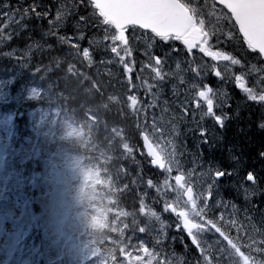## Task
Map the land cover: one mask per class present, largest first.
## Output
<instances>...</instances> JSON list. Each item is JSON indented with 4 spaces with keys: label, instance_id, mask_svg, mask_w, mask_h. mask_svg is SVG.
<instances>
[{
    "label": "snow or ice",
    "instance_id": "1",
    "mask_svg": "<svg viewBox=\"0 0 264 264\" xmlns=\"http://www.w3.org/2000/svg\"><path fill=\"white\" fill-rule=\"evenodd\" d=\"M81 3L90 11L87 15H80L79 20L76 21L77 34L74 37L58 35L59 29L69 14V9H66L64 5L57 9L54 20H48V34L56 36L59 43L68 45L70 48L68 55L74 59L79 57L82 51L84 60L91 66L93 60L89 48L81 50L80 41L85 39V29L90 32L92 29L102 32V37H99L97 32H93L88 39L89 46L95 45L97 48H102L103 53H110V56L107 59H101L100 63L122 65L123 71L127 75L129 91L133 88L138 90L142 88L145 95L151 97L142 105V111L147 113L148 109L160 108L159 116L155 112L152 113V134L145 131L142 133V138L147 156L151 158V165L158 168L164 174V178L161 183H154L149 179L147 185L149 188H154L157 194L164 199V211L175 215L178 221L177 231L182 227L183 232L190 238L191 244L200 251L202 261H198V264H213L212 249L205 248L201 240V234L211 229H214L223 238V241L227 242L228 248L220 246L217 251L228 253L229 257L233 258L232 264H264V257L257 259L246 254L232 237L222 231L217 223L207 218L205 214L209 207L208 200L212 196L213 186L237 174L239 162L236 155L232 156V159L237 161V165L232 171L209 164L206 173H199L200 176L206 175L211 183L208 184L206 195L203 192L196 194L193 186L189 183V179L196 171L195 168L187 172L182 169L179 160L181 153L177 151L174 139L163 140V142L161 139H157L164 135V129L160 127V123L164 122L165 114L171 113L168 123L176 119L187 121L189 105L194 104L195 109L199 110V120H195V111H193L196 128L190 129V131H198L200 145L211 147L208 131L200 126V121L211 118L221 129L225 128L229 116L224 108L228 105L230 97L226 91L214 89L207 83H203L209 74L221 81L234 80L235 86L248 100L264 105V65L258 67L257 64L252 63L248 70L244 71L246 65L242 63L241 59L219 47L224 43L231 42L243 51L240 47L242 37V41L247 45L250 53L258 54L253 58L264 61V0H203L202 4L200 0H81ZM37 7L44 6L34 5L31 11L35 12L38 19L46 18L48 12L46 10L38 12L36 11ZM75 7L74 4L73 8ZM28 12L27 8L23 10L21 20L28 15ZM21 29H23V25H21ZM12 38L10 32L5 35L3 29L0 28V42L9 41ZM177 41L183 45V49H178L175 43ZM134 45L143 48L141 56L145 59L141 62L140 73H144L146 68L150 69L148 76H137L139 85L133 83L132 77L137 63L133 58V53L138 50ZM28 47L31 49L32 46ZM36 47L41 50L43 48L39 43H36ZM49 47L51 46L49 45ZM155 49H159V54L155 52ZM194 49L210 58L214 63L197 64L193 54ZM71 50H75V52ZM4 55L10 54L4 53ZM248 55L250 54L245 53L246 59ZM24 56L25 54L22 52L15 58L18 63H28ZM186 57H192V59H186ZM169 61L174 64L175 70H172ZM53 63L57 67L60 66L58 60H54ZM234 66H239L241 69L239 75L233 73ZM166 67L167 71H165ZM36 71L39 72V68ZM68 72L75 74V66L71 62H69ZM186 73L194 75L188 77ZM251 73L260 75L255 84L250 87L247 76ZM169 80L173 81L172 93L177 96V99V82L179 86H186L184 99L178 103L172 102L179 109L178 113L170 109L167 99H164L162 104L160 103L165 85ZM257 85H262L259 90H257ZM127 100L133 115H137V105L140 104L138 96L129 95ZM238 108L239 106H237V116L239 115ZM217 109L220 111L217 112ZM145 119L147 120V115ZM259 127L264 129V121L260 123ZM172 129L175 132L174 124ZM128 151L131 153V148H128ZM259 155L264 157V151H261ZM174 171L177 173L176 175H172ZM246 179L254 185L257 183L252 172H248ZM171 181H174V184ZM168 193L175 195L169 199ZM244 194L247 199L250 194H255V192L254 190L250 192L249 188L245 187ZM201 200L202 204L199 203ZM233 209L235 210V205H233ZM139 210L145 214L149 221L161 222V217L156 211L151 209L146 211L143 199L140 202ZM248 219L251 221V217ZM261 221L264 222V216L261 217ZM252 227L255 232V225ZM148 230L147 225L140 227L141 234ZM153 230L156 231V243L161 244L163 238L166 237V232L163 229L155 230L154 225ZM253 243H255L254 239ZM259 243L264 245V239ZM247 246L252 247L251 244ZM138 248L145 253L144 259L147 257L148 264H154V262L161 264L160 253L150 250L143 241L138 242ZM254 250L264 252V247H257ZM163 264H170L166 254Z\"/></svg>",
    "mask_w": 264,
    "mask_h": 264
},
{
    "label": "rangeland",
    "instance_id": "2",
    "mask_svg": "<svg viewBox=\"0 0 264 264\" xmlns=\"http://www.w3.org/2000/svg\"><path fill=\"white\" fill-rule=\"evenodd\" d=\"M200 3L202 4L203 0H200ZM61 5H64L66 9H69V14L65 18L63 24V26H65L70 16L73 13V1L60 0L57 4H55L53 8L52 20L55 19L56 11L58 8L61 7ZM46 11H48V9H46ZM8 17H10L9 12L7 14H4L0 11V18L7 19ZM84 32L89 33L88 37L84 34L85 35L84 40H86L87 43L85 48H89L93 60L91 66H93L97 70V74L99 75L100 78L104 76L105 80L102 81L104 82L103 83L104 87L108 92L109 100L117 104L121 100L126 99L130 95L129 90H125V89L120 90L119 88L116 87V85L118 86V84L120 85V83L117 81L115 73L111 68V65L112 64H116L118 66H122V65H119L117 63L101 64L100 63L101 59H107L110 56V53H103L102 48H97V46L95 45L89 46L88 39L91 37L93 32H97L99 37H102L103 33L98 32V30L96 29H92L91 32L85 29ZM82 41H80V44L83 43ZM221 46H224L227 52L241 59L242 63H246L247 70L252 63L257 64L258 67L263 65L260 60H256L253 58L257 54L250 53V50L247 49V45L243 43L242 38H241L240 47L243 49V51L239 50L237 46L235 44H232L231 42L224 43V45L222 44ZM134 47L138 48L137 51H134L133 58L136 60L137 62L136 65L138 66V69L140 71L141 62L145 59L144 57L141 56V52L143 51V48L142 46H137V45H134ZM178 49H183V45ZM138 53L139 55L135 56ZM245 53L250 54L248 55L247 59L245 58ZM193 54L195 56V61L197 64L214 63L213 61L210 60V58L203 56L202 53H199L195 49L193 50ZM186 59H192V58L186 57ZM85 62L88 64L86 60ZM169 65H171L172 70H175V66L171 61H169ZM167 70L168 68L166 67L165 71ZM237 70H238V66H234L232 69L233 73L236 75H237ZM140 74L148 76L150 74V69L146 68L144 73H140ZM254 74L255 73H251L250 75L253 76ZM193 75L194 74L192 73H186V76L188 77H192ZM124 76L127 77L125 73ZM251 76L249 79H252ZM206 79H208V77H206L205 80ZM172 83L173 81L171 80H169L168 83H166L160 103L162 104L164 99H167L169 101L170 109L178 113L179 109H177L175 103L172 102L176 101L178 103L179 101L184 99L183 92H185L186 86H179L177 82V94H178V99H177V96H174L172 93ZM0 85H2L1 82ZM36 96H37V92L32 89L23 90L20 93V98H23L24 100L35 99ZM4 100L5 98L3 97L2 94H0V104H2ZM126 107L129 108L128 104L126 105ZM141 107H142L141 105H137V112L139 117L138 124L143 129L144 132L147 131L149 134H152L153 132V129L151 127L152 113L155 112L156 115L159 116L160 108L157 107L155 109H148L147 113H145L144 111L141 110ZM146 115H147V120L145 119ZM6 118H7L6 116L0 117V144H4L7 139V134L4 129ZM27 118L29 123V129L33 131L36 137H44L45 139H51L54 137L57 139L58 138L68 139L72 142L77 141L79 139V134L77 133V131L68 124H62L59 129L54 130L53 119L51 118L47 120L46 112L41 109H35L29 111L27 113ZM170 118H171V113L165 114L164 122L160 123V127L164 129V135L162 138L157 137V139H161V142L167 139H174L177 145V151L181 153V155L179 156V160L182 169L185 172L193 168H195L196 170L193 176L189 180L193 185V187L196 189L197 194L201 192L207 193L208 184L211 183V180L206 175L205 176L199 175V173L201 172L206 173L207 171L204 170V168L206 167H204L199 161V154H198L199 133L198 131L196 132L190 131V129L196 128L195 124L192 121H190L193 119H190V117L188 116L187 121L176 119L173 120L171 123H168ZM173 124L175 125V129H176L175 132L172 129ZM30 158H31L30 154L25 155L22 158L21 164H27ZM229 160L233 161L234 162L233 164L235 166L237 165V161H234L231 158V156H229ZM39 161L41 164V172L39 174L36 172L35 169L36 166H34L35 162L31 161L30 168L28 171V178H29V182L32 185V190L38 194V204L41 207V214H42L41 224L40 223L38 224L39 225L38 229H40L41 233H43V251L45 257H47L48 261L54 262L55 264H70L71 261H74L75 264H81V262L84 261L89 262V264H100V260L94 258V251L90 248H87V245L89 243L88 240H84V243L82 244H77L76 237H73L71 239L64 238L62 236H59L54 231L55 219L58 216H62L58 205V200L60 198H62V200L67 202L68 204H71L73 207V212L70 214H66L65 219L74 220L77 225L80 222L89 225V223L93 221L94 216L96 218H99L97 210L96 209L94 210V207L90 204V201H93L95 197L82 196L79 198V200L72 201L74 197L78 196L77 192L81 187V182L83 178L82 172L79 171L77 168L78 166L77 158L71 154L65 153L63 151V148L61 147V150L56 149L55 151H49V149H46L45 155H42ZM53 161H55V163H57V165L60 167L59 170L57 168H53ZM251 163L254 164L255 162L251 161ZM2 167H3V160H2V150L0 145V192L2 191V187H4V184L2 182L3 177L1 175ZM10 171L11 169L9 168L7 169L6 172L10 173ZM174 173L177 174L175 171L173 172V174ZM238 176H239L238 173L233 175L231 177V181L229 185L239 195L240 201H245L247 204H249L250 201L253 199H256L258 201V198L261 195L259 194L258 190L251 186H247V184L244 185V181L238 179ZM11 182L14 183V180L12 179ZM54 182H57L59 186L54 187L53 186ZM171 182L174 184V181ZM21 183L24 186L23 182ZM245 187L249 188L250 192L254 190L255 194H250L249 197L246 199L244 194ZM65 190L68 191L67 195L64 194ZM174 195H175L174 193L167 194L169 199L173 198ZM53 200L54 203L52 202ZM80 201H82V204H80ZM3 202L4 203H2V207L6 208L7 216L4 219L0 218V264H15V261L9 262L8 249L16 241V239L20 234L19 227L16 225L15 221L18 220L20 217L19 214L21 212L20 211L21 205L17 200L13 199V197L11 196L5 197L3 199ZM199 203L202 204L203 201L201 200L199 201ZM228 208H229L228 201L221 198L220 194L217 193L211 205L208 207V209H206L208 212L207 218L212 219L214 222H216L222 231L236 236V238L238 239L237 240L238 244L244 246L251 244L252 245V247L250 248L251 252H253L254 249L257 247L264 246L259 243L262 239H264V235H262L264 234V232L263 233H260L258 231L254 232L253 227L247 225L245 216L242 213L243 210L247 211L249 207L238 205L235 207V210H233L232 208L230 209V211H228ZM159 223L160 222L154 220L149 221L148 219L146 221V224L148 225V228L150 229L151 235L154 239H157V237H156V231L153 230V225L155 226V230L163 229L167 234L166 228L161 226ZM75 226L76 225L72 224L70 228L76 229ZM217 234H212V242L218 245V247L223 245L226 246L227 242L219 238ZM240 235L244 236V238L242 239V236ZM240 239L245 241H241ZM253 239L255 240V243H253ZM83 250L84 253L82 254ZM246 254H250L251 256H253L249 252H247ZM125 255L130 257V259L127 260L126 257L124 256L123 264H148L146 260L147 257H145V259L144 256L134 257L128 252H125ZM219 255L217 256L221 258L222 257L226 258L225 261H221L222 262L221 264H232L233 258H230L228 253L219 252ZM83 257L86 258L83 260L82 259ZM154 264H158V262H154Z\"/></svg>",
    "mask_w": 264,
    "mask_h": 264
},
{
    "label": "trees",
    "instance_id": "3",
    "mask_svg": "<svg viewBox=\"0 0 264 264\" xmlns=\"http://www.w3.org/2000/svg\"><path fill=\"white\" fill-rule=\"evenodd\" d=\"M21 1L27 4V0H12ZM47 3L52 4L53 0H43ZM75 13L72 15L68 26L65 29H60L58 35H67L70 33H75V31L70 28L74 19H79L80 15H84L87 12L84 4L81 0H74ZM19 14L20 24L11 31H3L5 35L9 32L12 34V39L9 41L0 42V72L5 70L9 75L8 77L12 80L7 85V95L6 101L4 102L2 108L7 113L10 122L7 124L8 140L3 146L6 151L5 156V168L7 166L15 165L16 160L21 157L24 153L25 148H35V144H28L25 142V137L30 133L22 127V120L19 118L22 109L26 107V104H21L16 100V91L23 87H33L41 90L43 83L40 80V73L42 69L48 66L55 70L58 75L55 82L51 84V87L46 88L49 95L43 99L44 101L29 103L31 106H36L39 104L41 108L48 111V116L54 114L56 116L55 122L72 121L76 122L81 127H84L83 122L89 119L83 115L86 108L98 107L99 104L106 103V94L103 89V84L95 76L94 71L87 66L83 61V58L77 57L73 58L68 55L70 48L68 45L61 44L58 42L56 36L49 35V24L48 19L36 17L35 12L29 11L27 16L21 20V15ZM23 25V29L26 31L19 32ZM19 33V34H17ZM36 43L43 46L42 50L36 47ZM31 45V49H29ZM49 45L51 47H49ZM81 47V46H80ZM75 52V50H71ZM24 53V58L28 63H18L16 56H20ZM4 53H15L13 57H7ZM54 60L60 62V66L57 67ZM69 62L75 66V74L68 72ZM39 68V72H37ZM86 74V75H81ZM120 76V73L118 72ZM137 70H134L132 76L137 79ZM53 79V77H52ZM129 84L124 81L121 82L120 88H127ZM143 100L145 98L140 97ZM146 100H144V103ZM102 107V105H99ZM96 109V108H95ZM102 109V108H99ZM100 111V124L103 125L105 129H109L110 126L120 124L125 122V116L121 115L123 108L120 106L116 108L115 106H110L108 109L99 110ZM255 114V110L249 109L241 118L242 123L236 125V131L234 135L228 141L229 154L232 158L233 154L236 155L238 162L245 165L249 159L257 163L259 168L262 169L261 173H264V157H260L259 153L264 151V137L260 134L261 132L257 130L256 126L258 119H251ZM123 116V117H122ZM83 120H81V119ZM87 134L90 136H95L91 130H87ZM43 146H51L54 142L50 143L41 139ZM63 146L67 147L69 150L75 153L76 146H71L69 144L60 142ZM18 161V160H17ZM145 165L143 166V171L127 170L122 165L119 166L118 174L120 173V178H117L116 171L111 168V165H107L103 171V178L109 180L110 184L116 188L119 184V188L113 193V200L108 203H101L104 205L105 209L109 212L112 208H117L122 210L123 219L128 229L137 230L141 226L140 217L137 216V204L139 203V193L137 188L133 187V184L128 178V174L136 176L138 180L144 179L152 181H157L158 173L154 170L148 160H145ZM15 165V170L17 169ZM141 169V168H140ZM115 171V176L112 172ZM13 191L17 193L15 187H12ZM23 196L27 199L28 208H35L33 205V200L28 199L24 190ZM148 200L153 204L156 202L152 194L149 195ZM146 201H144L145 203ZM31 213V218L34 216ZM24 236L27 235L31 249L29 251V256H32L34 260L38 261V253L40 248H36L35 245L38 243L39 236L35 228V224L32 219L25 221L24 223Z\"/></svg>",
    "mask_w": 264,
    "mask_h": 264
}]
</instances>
